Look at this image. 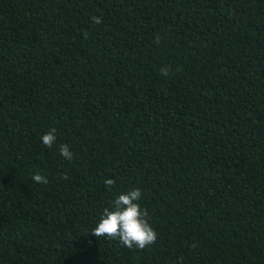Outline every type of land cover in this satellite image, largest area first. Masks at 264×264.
I'll list each match as a JSON object with an SVG mask.
<instances>
[{"label": "trees", "instance_id": "trees-1", "mask_svg": "<svg viewBox=\"0 0 264 264\" xmlns=\"http://www.w3.org/2000/svg\"><path fill=\"white\" fill-rule=\"evenodd\" d=\"M0 264H264V0H0Z\"/></svg>", "mask_w": 264, "mask_h": 264}, {"label": "clouds", "instance_id": "clouds-1", "mask_svg": "<svg viewBox=\"0 0 264 264\" xmlns=\"http://www.w3.org/2000/svg\"><path fill=\"white\" fill-rule=\"evenodd\" d=\"M92 20L96 24L103 22L102 17L94 16ZM168 72L167 68L161 69L164 76H167ZM55 131L53 128L41 137L42 143L49 149L57 142ZM59 150L65 159L70 160L72 158L73 153L70 151L69 145L61 144ZM67 178L65 176V179ZM32 179L41 184L48 183L47 179L39 173L34 174ZM104 184L108 190H111L115 181L109 178L104 181ZM141 195L140 189L116 195L110 202V206L103 210L91 233L97 238L106 237L108 240H116L129 249L143 250L153 245L157 240V233L149 223L148 210L139 204Z\"/></svg>", "mask_w": 264, "mask_h": 264}]
</instances>
